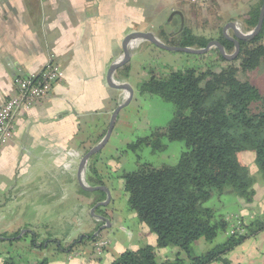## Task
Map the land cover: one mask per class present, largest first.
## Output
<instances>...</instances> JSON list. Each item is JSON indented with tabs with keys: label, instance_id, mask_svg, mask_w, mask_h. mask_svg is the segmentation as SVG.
Listing matches in <instances>:
<instances>
[{
	"label": "trees",
	"instance_id": "trees-1",
	"mask_svg": "<svg viewBox=\"0 0 264 264\" xmlns=\"http://www.w3.org/2000/svg\"><path fill=\"white\" fill-rule=\"evenodd\" d=\"M262 2L256 1L240 17L242 32L256 26ZM157 37L165 45L192 49H203L212 40L194 35L187 27L171 38L160 29ZM215 40L226 54L234 52V44L225 39L221 30ZM239 45V54L231 62L225 61L215 49L216 60L211 65L198 63L177 70L167 67L163 73L151 72L150 78L140 84L141 95H155L172 105V117L166 127L155 128L150 135L128 143L124 152L136 154L149 148L151 153L157 154L167 149V143L179 142L184 149L174 165L154 167L138 162L137 158L135 170L122 171L114 177L109 175L112 174L108 172L109 167L104 170L108 163L99 160L98 154L88 160L85 167L88 186L106 187V182L112 185L113 178L121 180L128 208L136 222L143 223L156 239L154 247L141 244L136 249H125L109 264H211L264 231V213L245 223L238 212L222 214L205 207L214 195L220 198L231 191L246 204L251 203L253 190L240 174V154L251 153L264 177V93L248 80L236 76L238 72L247 76L258 68L264 70V20L260 33L250 42L240 41ZM202 57L198 55L195 60ZM129 63L116 72L123 79L129 77ZM114 166L117 172L119 165ZM104 224L97 223L93 233L80 236L64 250L69 254L76 248L79 250L85 241H95L98 236L95 233ZM231 231L233 234L229 235ZM19 233L3 239L8 241L12 251L0 254L2 264H51L48 259L15 257L12 252L19 249L18 243L24 237L17 239ZM221 233L227 238L224 244L200 255L192 252L194 243L211 244ZM30 238L29 246L33 248L42 249L50 244L61 247L56 239L46 244L38 242L33 231ZM171 250L176 251L173 259L158 258V253Z\"/></svg>",
	"mask_w": 264,
	"mask_h": 264
},
{
	"label": "crops",
	"instance_id": "crops-1",
	"mask_svg": "<svg viewBox=\"0 0 264 264\" xmlns=\"http://www.w3.org/2000/svg\"><path fill=\"white\" fill-rule=\"evenodd\" d=\"M54 1L40 3L38 0H0V101L13 94V76L20 70L37 73L52 61L65 73V79L54 87L48 99L40 101L16 120L14 137L0 153V211L6 209V201L12 200L11 194H7L12 185L19 193V201L29 203L33 200L35 187L45 190L49 184L60 182L61 172L67 173L74 159L78 163V183L81 158L70 149L83 141L85 132L92 127L94 121L97 124L93 127L97 130L109 123L111 113L108 110L114 108L115 101L120 96V90L109 88L105 80L109 67L122 56L120 43H116L122 38L119 33L122 32L123 35L133 31H146L138 30L137 26L148 28L147 23H153L162 9L176 7L175 3L179 0H161L165 3L164 7L148 2V9L152 11L141 7H137L138 11L132 10L130 0ZM220 1L224 3V14L230 16L228 22L235 23L237 27L241 25L242 29V24H238L241 23L240 17L248 12L256 0ZM149 29L152 32L156 28L150 25ZM228 31L232 37V31ZM144 45V42H138L135 51L130 49V61ZM93 113L94 117L90 116ZM85 119L91 123L85 124ZM236 204L241 209L246 207V211L241 213L247 219L238 212L245 222L264 213V203H259L258 206H254L255 203ZM11 206L14 204L11 203ZM111 217L110 229L98 234H102L110 242L99 257L94 258L90 254V241L82 243L79 248L81 255L73 259L67 254L69 251L56 245L51 250L49 245L42 249L30 246L27 248L32 256L37 255L41 260L48 259L51 264H109L123 250L136 249L143 244L140 240L131 241L130 233L136 231V225L131 223L130 230L118 224L119 217ZM94 222L90 223L89 230H93L92 233L98 223ZM116 225L120 230L122 228V232L120 235L117 233L118 237H110L109 232ZM1 234H5L2 230L0 238L7 239ZM142 234L146 244L153 247L156 245L155 236L147 228ZM82 235L84 234L77 238ZM54 239L58 238L52 240ZM226 240L225 237L224 242ZM62 242L66 247L71 243L64 240ZM22 246L19 242L18 247ZM205 246L207 243L198 241L192 245V252L200 255ZM11 249L8 241L0 240V254ZM175 252H160L158 258L173 259ZM181 257L184 258V255ZM211 264H264V231L243 241Z\"/></svg>",
	"mask_w": 264,
	"mask_h": 264
},
{
	"label": "rangeland",
	"instance_id": "rangeland-1",
	"mask_svg": "<svg viewBox=\"0 0 264 264\" xmlns=\"http://www.w3.org/2000/svg\"><path fill=\"white\" fill-rule=\"evenodd\" d=\"M53 1L54 0H50V3ZM148 2H151V4L154 3L160 7L165 6V3L161 2V0H130V5L132 10L135 9V11H138L137 7H141L142 9L145 8V10L149 11L150 9H148ZM175 4V8L170 6L169 9H162L161 13L156 15L153 23L150 21L147 23V26H149L148 28L138 25L137 29L146 30L141 32L151 33L161 43L164 44V42L157 37L159 30H163L170 38L173 37L174 34L180 29V19L179 17L174 16L169 21V18L171 12L178 11L182 13L184 19L183 28L187 27L194 35L204 36L206 38L212 39L211 41H216L215 39L217 38L219 30L222 32L224 25L230 20V16L224 14V11H226L224 8H222L224 7V3L220 0H207L201 5L193 4L190 0H179ZM116 12L120 13L121 10H116ZM238 24L241 23L239 22ZM150 25H153V28H156L152 30V32H150L149 29ZM121 26L122 25H120V27ZM238 27L241 31V25H238ZM249 32H245L243 30L242 33ZM125 34L122 35V32H120L119 36L123 37ZM227 35L229 36L232 34L228 31ZM138 41L139 43L144 42L145 45L131 59L129 63V77L127 79H123L118 76L117 73H114L113 78L116 84H129L134 90V99L126 108L122 109L118 113L111 136L105 147L98 153L99 160H105L106 164L108 163L107 166L103 167L104 170L105 168L109 167L107 168L108 172H112V174L109 175L114 177L119 175L122 171L131 172L135 170L137 158H139L138 162H147L152 164L154 167H159L161 165H174L184 149L181 143L171 142L167 143V149L162 153L153 154L149 148H143L136 154L132 152H124L128 143H134L136 139L150 135V133L155 128L166 127L172 117V105L170 103L164 102L155 95H141L139 93L140 84L150 78L151 72L158 74L167 71L168 68L174 70L187 67L190 68L198 63H201L200 65L204 64L208 66L213 64L216 60V54L214 52L215 48L210 49L207 54L203 55V57L200 59L198 58L199 60L196 61V55L187 56L185 53L181 52H165L146 41ZM116 43H120V39L117 40ZM136 49L133 48L134 51ZM121 59L122 57L119 56L117 60L120 61ZM50 63L53 64L54 62L50 61L41 70H43L48 65H51ZM20 71L27 75L38 74L40 72L29 73L22 70ZM216 71H218V68H216ZM18 73L20 72H17L16 75ZM236 76L239 79L248 80L251 84L256 86L261 93H264V70L262 68H258L257 70L249 73L247 76H242L239 72ZM13 77H15V75ZM14 91L15 90H13V92ZM119 93L120 96H118L115 101V108L124 103L129 97V94L125 91H120ZM108 111L110 113L113 112L111 108ZM94 115L95 113L90 116L94 117ZM85 120V124L91 123L89 120ZM95 124L97 123L94 121V123L91 124L92 127H90L88 131L85 132L83 141L78 140L80 143L78 142L75 148L70 149L71 151H74L78 154L79 159L82 158L89 149L94 147L99 142L98 140L101 137L106 135L108 123L101 130L95 129L93 127ZM84 128L85 127H83V129ZM239 157L240 160L242 159L240 174L247 182L250 183V186L253 190L251 203H255L253 205L258 206L259 203H264V177L257 165L254 163L251 153H242ZM117 164L119 165V170L115 172L114 165ZM77 165L78 163L76 164V159H74L72 161L71 167L67 170V173L61 172L62 175L59 177L60 182L53 185L49 184V186H46L45 190L35 187L36 191H33L32 193L33 200L29 203H22L19 201V198H17L19 193H17L16 187L14 185L9 188V193L7 194H11L12 200L6 201V209L0 211V230L5 233L1 234V236L5 235L6 237H13V235L18 231L20 232L19 235L24 236L20 240L21 245L23 246L12 252L15 257L19 255L23 259L41 260L37 255L32 256L33 254L27 248L30 245L31 231L36 234L35 240L38 242L45 241L44 243L46 244L48 240L53 241V238H58L59 240H56L60 242L61 248L67 249L70 245L66 247L62 244L64 243L62 240L70 243L71 239L77 238L80 234L86 235L87 232L92 233L93 230H89L90 223L92 222V224H94V221L100 223V216L105 217L108 219V221L113 219L111 217L112 215L119 217L120 221L118 224L124 225L129 229L131 227V223L136 225V231L130 233L131 241L135 242L140 240L143 242V244H146V240L142 232H144V229L147 227L143 223L136 222L133 213L128 208L127 198L123 191L122 181L113 178L111 180L112 185L106 186L110 193L109 200L107 199L106 193L104 192L103 193L105 196L102 195L103 193H99V191L82 192L80 191V187L77 183ZM85 172L86 168L84 169L83 173L84 182ZM106 183L109 184L110 182ZM86 185L88 184L86 183ZM14 197L17 198V200H14ZM103 197H105L104 200L99 202V200ZM101 202L106 204L104 206L96 207V205ZM11 203L14 204V206H11ZM236 203L246 204L245 200L235 195L231 191V193L229 192L220 198L214 195L205 204V207L213 208L218 213L222 214L223 212L241 213L246 211V207L241 209ZM94 207L96 208L94 210V214H92L91 211L94 209ZM242 215L247 219L244 214ZM117 226L118 225L111 228L109 232L110 237H113L114 235L118 237L117 233H119V235L121 234L122 228L120 230V228ZM98 237L99 239H105L103 238L102 234L98 235ZM224 238L225 236L222 233L219 234L213 243L207 244V246H205V250L202 253L206 252L210 247L224 244ZM49 246V250L54 248L53 244H50ZM43 258L50 257L43 256ZM49 262L51 261L49 260Z\"/></svg>",
	"mask_w": 264,
	"mask_h": 264
},
{
	"label": "water",
	"instance_id": "water-1",
	"mask_svg": "<svg viewBox=\"0 0 264 264\" xmlns=\"http://www.w3.org/2000/svg\"><path fill=\"white\" fill-rule=\"evenodd\" d=\"M177 16L180 19V29L181 30L183 28V23H184V19L182 16V13L178 12V11H173L171 12L169 21L174 17ZM263 20H264V0L262 2V5L260 7L259 10V16H258V22L256 24V26L253 28V30L249 33H242L238 27L236 26L235 23L233 22H228L224 25L223 29H222V34L225 37L226 40L232 42L235 46V50L232 54L228 55L225 53L223 47L221 46V44L218 41H210L207 43V45L203 48V49H192V48H182V47H171L168 45H165L163 43H161L154 35H152L151 33H146V32H138V31H133V32H129L126 33L120 41V49L122 52V59L116 63H114L113 65H111L107 71L106 74V84L108 85L109 88L114 89V90H120V91H125L129 94L128 99L122 103L121 105L117 106L113 112L111 113L110 119H109V123H108V129L106 132V135L101 139V141L99 143H97L94 147H92L81 159L79 162V167H78V185L80 187V189L84 192H97V191H101L106 193L107 199H110V193L108 191V189L104 186H96V187H90L88 185H86V183L84 182V178H83V173H84V169L86 167V164L88 162V160L98 154L107 144L112 130L114 128L115 125V121L116 118L118 116V113L126 108L134 99V90L132 89V87L127 84V83H121V84H116L113 80V74L117 72V70L121 69L123 66H125L129 61H130V48L129 45L131 42L133 41H137V40H142V41H146L148 43H150L151 45L157 47L158 49H160L161 51H165V52H181V53H185V54H189V55H205L208 53V51L212 48L217 49L219 55L228 62L233 61L237 55L239 54L240 51V45L239 42L243 41V42H250L254 37H256L262 28V24H263ZM231 30L233 33V36L230 37L227 35V31ZM106 203H98V205H96V207L98 206H104ZM91 211L92 214H94V210L95 208ZM99 221L104 222L105 224L102 225L98 231L95 233V236H97L99 233H101L103 230L108 229L110 221H108V219H106L105 217L100 216L99 217ZM21 237V235H18L17 239H19ZM0 240H3L2 238H0Z\"/></svg>",
	"mask_w": 264,
	"mask_h": 264
},
{
	"label": "built area",
	"instance_id": "built-area-1",
	"mask_svg": "<svg viewBox=\"0 0 264 264\" xmlns=\"http://www.w3.org/2000/svg\"><path fill=\"white\" fill-rule=\"evenodd\" d=\"M44 3L47 0H38ZM193 4L201 5L207 0H190ZM38 74H23L18 71L15 74L13 84L14 92L6 99L0 101V153L12 141L15 130L16 120L29 112L40 101L48 99L54 87L62 83L65 79L64 70L56 63H50ZM233 231L229 233L232 235ZM243 235V232L240 231ZM109 246L107 239H99L91 243V255L96 258L102 255L104 250ZM81 251L73 250L70 258H77Z\"/></svg>",
	"mask_w": 264,
	"mask_h": 264
},
{
	"label": "bare ground",
	"instance_id": "bare-ground-1",
	"mask_svg": "<svg viewBox=\"0 0 264 264\" xmlns=\"http://www.w3.org/2000/svg\"><path fill=\"white\" fill-rule=\"evenodd\" d=\"M139 41L137 40V41H133L132 43H131V45H130V49H133V48H135V46H136V44L138 43Z\"/></svg>",
	"mask_w": 264,
	"mask_h": 264
}]
</instances>
